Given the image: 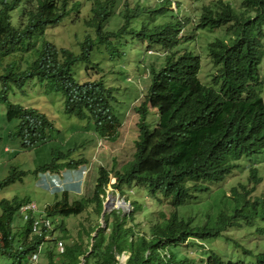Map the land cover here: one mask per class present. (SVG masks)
Returning <instances> with one entry per match:
<instances>
[{
    "label": "trees",
    "instance_id": "16d2710c",
    "mask_svg": "<svg viewBox=\"0 0 264 264\" xmlns=\"http://www.w3.org/2000/svg\"><path fill=\"white\" fill-rule=\"evenodd\" d=\"M237 1L240 3L214 0L203 5L197 22L169 16L165 23L157 24V16H167L171 0H158L155 9H143L139 2L131 7L129 0H87L84 6L90 5V16L86 24L95 28L98 36L96 42L89 39L75 53L57 49L46 37L49 28L83 10L78 0H0V104L6 107L9 128L4 136L14 148L1 152L8 164L17 163L20 151L38 158L39 148L50 142L60 144L55 124L47 115L9 99L14 88L37 79L45 85L47 94L63 96L67 115L90 120L97 139L114 141L123 126L119 87L115 86L121 76L115 71L126 56L123 47L128 42L113 38L133 35L140 44L147 43L150 52L157 48L156 52L163 56L160 66L150 63L148 76L141 80L146 94L136 109L139 120L133 132L136 137L132 160L119 166L120 161L108 153L102 158L105 148L97 146L102 151L93 190L82 200H72L64 191L42 213L33 215L35 219L44 216L53 224L50 229L42 228L43 236L33 231V220L24 219L20 213L21 205L29 198L0 199V264H30L34 253L39 264H59L57 260L62 261L60 264H264V249L253 251L239 243L252 259L239 263L230 257V246L225 241V232L232 228H244L251 237L264 236V199L259 200L264 195V175L259 167L243 171L252 187L238 182L226 193L223 187L213 192L210 185L222 186L224 183H219L241 173L238 168L242 160L264 155V99L258 92L262 87L260 69L264 57V0ZM122 2L125 24L116 34L104 32L103 26H109L114 8ZM143 13L147 18L133 29L132 19ZM190 25L197 31L224 28L228 35V39H216L208 45V56L216 68L212 84L201 81L200 56L179 49L186 39L182 34ZM95 46L106 48L111 72L81 83L74 71L77 73L82 67H77L79 63L90 64ZM142 64L140 61L139 66ZM89 69L84 72L89 74ZM95 70V74H100L98 67ZM150 104L156 108L152 107L160 128L158 147H163L154 155L153 148L148 153L149 140L156 131ZM74 136L79 139L77 133L69 138ZM69 141L64 139L63 144ZM81 147L75 141L71 150H52V159L35 167L33 174L38 178L42 174L58 176L88 166L83 155L77 159L73 156ZM116 156L121 162L126 158L122 152ZM27 174L16 166L4 168L0 162V192L21 182ZM110 177L116 178L111 187L130 200L131 210H112L101 226ZM134 188L153 201L156 198L155 219L148 218L150 214L144 213V205L136 196L127 195ZM202 194H206V199L199 205ZM193 204L199 206L191 207ZM89 207L97 216L95 223L83 227L78 239L72 234L68 238L70 231L64 218L79 216ZM142 215L148 219L147 232L141 225ZM58 220L61 224L57 225ZM83 234L87 241L82 239ZM204 246L212 248L207 254L197 253L202 259L190 255V249ZM126 252L129 256L122 263L120 259Z\"/></svg>",
    "mask_w": 264,
    "mask_h": 264
},
{
    "label": "rangeland",
    "instance_id": "374dc122",
    "mask_svg": "<svg viewBox=\"0 0 264 264\" xmlns=\"http://www.w3.org/2000/svg\"><path fill=\"white\" fill-rule=\"evenodd\" d=\"M85 1L87 0H78V2L81 4L82 8L79 14L72 13L70 16H68L62 23H59L56 25V27H51L47 31V40L50 44L55 46L57 49L66 48L74 51L75 53H79L82 49V44L89 39L96 42L97 40V31L95 28H91L87 26L86 20L88 21L90 16V5L85 7ZM131 2V6H134L137 1H139L142 5H149L153 6L155 5L157 8L158 2L157 0H129ZM214 0H203L201 2H194L193 0H171V6L170 9L167 11V16H157L155 19V22L157 24H163L167 20V17H177L180 16L182 19L189 18L190 21L197 22L199 15L201 14V8L203 5L211 4ZM235 1L238 4L240 3L237 0H229ZM84 6V7H83ZM241 7V6H239ZM124 7L117 6L115 8V11L118 12V15L113 13L112 17L108 21L109 26H103L104 32H113L117 33L120 27H122L125 24V20L123 18ZM147 9V8H144ZM123 11L122 15L120 13ZM147 18V15L143 13L140 16L134 17L131 21V26L133 29H137L139 26V23L144 21ZM195 20V21H194ZM186 39L183 40V44H180L179 49H187L191 52L196 53L201 58V81L204 84H212L213 81V75L215 74L216 68L213 66L209 56H208V45L209 43L215 41L216 39H223L224 37H227L228 35L225 32L224 28L219 29H205V30H199L194 31L193 26L190 25L187 30H185L182 34ZM120 39L123 42L127 41L126 46L123 47V50L125 51V57L123 60L118 63L120 64V68H117L115 73L118 77L117 80L119 81V84L115 85L116 87H119V90L117 91L118 96L120 97V101L122 103V108L124 107L125 111V120L124 124L120 131V136L116 138L114 141H109L107 139H104V151L101 155L102 148H98V139L96 137L95 131H94V125L93 123L86 119V120H79L73 116H69L64 111V98L60 93H50L47 94L45 92V85L40 84L37 79H31L28 81L24 86L21 88H14L12 92L9 93V99L13 103H18L25 107H33L38 109L40 112L47 115V117L54 122L55 128L58 131V143L50 142L46 146H43L42 148H39L37 151V155L34 156L33 153L32 156L29 153H24L20 151L19 157L16 156L17 163L14 164H8L7 161H4L6 156L2 155V151H10L14 148L12 147V142H10L5 136L4 133L7 129V120H6V107L3 104H0V162L1 165H4V168H8L11 165L16 166L18 171H26L29 174L24 176L22 178V181H18L15 185L12 187L1 191L0 192V199L7 198V199H14L17 198L18 200H22L25 198H29L32 202H36L38 206L43 209L46 205L53 203L57 198L61 197L62 193L67 191L64 187L61 189L58 188V191L54 194L56 187L51 186L47 180L49 178H45L44 176L36 177V175L33 174V170L35 167L44 164L45 162H48L52 159V150L60 148L61 151H67L71 150V145L74 146V142L77 141L79 143V146H82L79 150L73 153L74 158H80L81 155H83L86 159H88L89 164L93 163V166L91 168L90 173L88 174V180L94 188L96 184V180L98 178V167H99V161H101V158H98L99 155H101L102 158H104V155L109 151H112V155H114L118 150L122 151L127 155L128 158H131L133 156V153L135 151V144L134 139L136 137V134L133 133L135 128H137V114L135 110L142 104L144 95L146 92H144V88L141 85V80L145 79L148 76V69L151 62H157V67L160 66V63L162 62L163 56H161L162 53H158L157 48H154L156 51H151V53H148L149 45L147 43L140 44L137 38L133 35L130 36H118L113 38V40ZM228 39V37L226 38ZM185 40H188L187 42ZM160 50V49H159ZM140 61L143 63L139 66ZM80 67V69L77 70L78 76L76 71H74L75 76L77 80L81 79V83L85 80H97L98 78H101V75L107 73L110 74L111 72V63L109 62V56L106 52L105 47H98L95 46L94 49L91 52V60L90 64H83L79 63L77 67ZM139 66V67H138ZM99 68L100 74L96 73V68ZM86 68H90L89 70H92L89 72V74L85 73L84 70ZM95 74L96 76L93 77L92 75ZM207 76V79L209 82H205ZM80 79H79V78ZM261 78H262V91L261 95L264 98V59L261 66ZM130 106V107H129ZM129 107V108H128ZM155 106L153 104H150V114L155 118L154 114ZM121 108V107H120ZM127 108L130 109V113L127 115ZM156 110V109H155ZM127 115V116H126ZM155 122V120H154ZM14 124V123H13ZM154 129L157 130L159 127H157V122L154 125ZM57 131L53 132V134H57ZM77 133L79 136V139L77 137L69 138L70 135ZM57 135V136H58ZM3 136V138H2ZM158 136V133L154 131L152 138L149 142L150 150L154 147V150L152 151L153 155L158 153V148L155 147V141L156 137ZM2 138V139H1ZM64 139L70 140L67 144H63ZM72 142V144H71ZM100 144V142H99ZM28 156H26V155ZM15 158V157H14ZM19 159V160H18ZM36 161H35V160ZM98 161V162H97ZM102 164H105V160H102ZM94 163H97L95 165ZM251 166H258L260 174L264 175V155L260 157H256L254 159L249 160H242V165L240 168H238V171H240V174H235L234 176L227 179V181L222 186H213V192L217 191L220 187H223L225 192L229 193L231 185L236 186L238 182H241L247 187L250 185V182H247L244 184L245 181V175L246 172H248V167ZM246 170V172H243ZM21 173V172H20ZM7 175V174H6ZM5 175V176H6ZM4 176V177H5ZM75 175H72L74 177ZM78 178H80V174H76ZM69 181H74L69 179ZM115 180L111 179V183H113ZM61 183H64V181H61ZM257 185L256 190L258 189L259 185ZM59 187V184H58ZM111 187H108V192L115 197V201H121L122 197L118 193H112ZM260 190H258L259 192ZM132 192L136 197H141V202L145 205L144 211L146 213H149L150 215L148 218L150 220L155 219L157 206L154 204L157 203L156 198L150 200L149 196L145 193L140 196V191L136 188L133 189ZM128 192V193H129ZM85 193V189H84ZM204 196L199 198V202L201 205L204 201ZM85 196L82 193L77 192L74 193V195L70 194V198L72 200H82ZM264 198V196H262ZM149 202L150 209L146 206V203ZM199 205H194V207H197ZM148 209V210H147ZM147 210V211H146ZM152 210V211H151ZM195 210V208H194ZM183 212V210L181 211ZM187 212H191L190 210H187ZM137 216V214H136ZM194 217V215H191ZM142 220V227L144 228V231H148V223L147 218H145L143 215L140 217ZM66 227L69 229L70 234H68V238L70 235H74V239H78V233L83 230V227L88 228V225H91L92 221L97 220V216L93 213V208L89 207L86 212L82 213L79 216H70L64 218ZM18 222L20 224H23V222L18 219ZM95 223V222H94ZM61 224V221L58 220L57 225ZM196 225V224H195ZM136 231H139L138 228H136ZM249 232L245 230L244 228H232L225 232V241H228L229 243V254L230 257L239 263H245V262H251L252 259L250 256L245 254L243 252V249L240 248V244L244 248H253V251L256 250H263L264 247H262V244H264V236H260L256 234V236H250L248 235ZM95 235V233L93 234ZM247 235V236H246ZM82 239L87 241V237L85 234L82 235ZM68 240V239H67ZM235 242L238 243L236 246ZM240 243V244H239ZM60 250L61 246L60 244ZM234 248V250L232 248ZM212 247L210 246H204V248L199 249H190V255L194 254L196 255V259H202V256L199 253L201 252H209ZM239 248V249H237ZM242 251H239V250ZM62 252V251H61ZM185 252V251H183ZM129 256V253H124V256H122L121 262L125 263V259H127ZM207 258V256H205ZM32 258V256H31ZM47 262V261H46ZM57 263H62L61 260H57ZM37 264V262L35 263ZM39 264V263H38ZM250 264V263H247Z\"/></svg>",
    "mask_w": 264,
    "mask_h": 264
},
{
    "label": "clouds",
    "instance_id": "9594fccd",
    "mask_svg": "<svg viewBox=\"0 0 264 264\" xmlns=\"http://www.w3.org/2000/svg\"><path fill=\"white\" fill-rule=\"evenodd\" d=\"M123 2H125V1H123ZM123 2L122 3H120V4H117L116 5V7L117 6H121L122 4H123ZM137 2H139V1H137ZM136 2V3H137ZM157 2H158V0H157ZM135 3V4H136ZM140 3V2H139ZM135 6V5H134ZM134 6H131V7H134ZM140 6L144 9V8H151V9H155V5H153V6H149V5H142L141 3H140ZM172 7V6H171ZM123 11H124V9H123ZM123 11L120 13V15H122V13H123ZM114 13L115 14H117L118 15V12H116L115 11V8H114ZM180 17V16H179ZM181 18V17H180ZM194 31H197V30H194ZM199 31V30H198ZM145 44V43H144ZM148 52H150V50L148 51ZM151 53V52H150ZM162 56V55H161ZM263 59H264V57H263ZM162 61H163V58H162ZM262 62H263V60H262ZM160 65H161V63H160ZM260 74H261V69H260ZM261 85H262V78H261ZM261 91H262V87L258 90V92L261 94ZM146 94V93H145ZM145 96V95H144ZM143 96V97H144ZM262 96V95H261ZM263 98V97H262ZM264 99V98H263ZM130 107V106H129ZM128 107V108H129ZM128 108H127V115L130 113V109L128 110ZM156 109V108H155ZM149 110H150V108H149ZM154 110V109H153ZM123 111H125V109H124V107L122 108L121 107V110H120V117L122 118V120H123V124H124V120H125V113H123ZM155 111V110H154ZM135 112H136V114H137V119L139 120V114H138V112H137V110H135ZM126 115V116H127ZM151 115V114H150ZM152 116V115H151ZM153 126H154V124L157 122L156 120H155V118L153 117ZM151 120V121H152ZM154 120H155V122H154ZM157 127H159L158 126V122H157ZM122 128V127H121ZM155 130V129H154ZM156 133H158V136L156 137V141H155V147H157L158 148V150L160 151L163 147H158L159 146V144L157 143V139H158V137H159V132H160V128L159 129H157L156 131H155ZM152 138V137H151ZM151 138H150V140H151ZM104 139H106V138H99L98 139V146L99 147H104V144H103V142H104ZM150 140H149V142H150ZM99 142H100V144H99ZM134 144H135V142H134ZM105 148V147H104ZM153 150H154V147H153ZM158 151V152H159ZM117 152H122V151H120V150H118ZM117 152L114 154V155H112V151H110V153H109V151L107 152L111 157H115L116 159H118L120 162L118 163L119 164V166H122L123 164H125L126 162H128V161H130V160H132L133 159V157H134V153H135V151H134V153H133V156L131 157V158H128L127 157V155H126V158L121 162V160H120V158H118L117 156H116V154H117ZM151 152V150H150V145L148 144V153H150ZM123 153V152H122ZM111 157L109 158V159H107L106 160V162H108V161H110L111 160ZM92 166H93V163H90L88 166L87 165H84V166H82L81 168H79V169H77V170H71V171H67V172H63L62 174H60V175H58V176H56V175H53V174H42L41 176H44L46 179L47 178H49V180H47L48 181V183L51 185V186H55L56 187V190H55V192H53L52 194H54V193H56L57 191H58V188L59 189H61L62 187H64L68 192H69V194H72V195H74V193H76L77 194V192H79V193H82L83 192V195L84 196H86V195H88V191L90 190H93V188H92V186H91V184H90V182H89V180H88V174L90 173V171H91V168H92ZM76 174H80V180L78 181V183L77 184H74L73 185V187H71V188H69V187H66V185H67V182H66V180H67V178L65 179V177L67 176V175H69V176H72V175H76ZM40 176V177H41ZM230 178V177H229ZM85 179V180H84ZM111 179H114L115 181L113 182V183H111ZM61 181H64V183H61ZM227 180H225L224 182H222V183H219V184H223V183H225ZM80 182H82V183H80ZM116 182V178H114V177H110V184H109V187H111V185L112 184H114ZM247 182H250L248 179H246L245 178V181H244V183H247ZM58 184H59V187H58ZM211 185V189L213 190V186H217V185H215V184H210ZM68 186V185H67ZM219 186H221V185H219ZM248 187H252V183H250V185L248 186ZM84 189H85V193H84ZM111 189H112V193H117L116 191H114L113 190V188L111 187ZM219 189H223L222 187H220ZM65 191V190H64ZM129 191H131V190H129ZM128 191V192H129ZM225 191V190H224ZM127 192V195H130L129 193H132V192H129L128 193ZM119 194V193H118ZM143 194H145V193H140V196L141 195H143ZM132 195H134L133 193H132ZM202 195H206V194H202ZM202 195H200L199 196V198L200 197H202ZM135 196V195H134ZM264 196V195H263ZM122 197V196H121ZM135 198H137L138 199V197H135ZM199 198H198V200H199ZM204 198V201L203 202H205V199H206V196H204L203 197ZM139 199H141V197H139ZM138 199V200H139ZM149 199L150 200H152V198L151 197H149ZM261 199H264V198H260L259 200H261ZM31 200H29L28 202H30ZM140 202H141V200H139ZM107 202H110V204H109V206H108V209H107V211H106V213L104 214V216H103V220H104V217H105V215L106 214H108V213H110L112 210H114V209H122L123 211H126V212H129L130 210H131V203H130V200H126L125 199V197H122V200L121 201H115V197L113 196V195H111L110 193H108V195H107V197H106V199H105V201H104V203H103V211H104V204L105 203H107ZM199 202V201H198ZM26 203V202H25ZM36 203V202H35ZM142 203V202H141ZM148 203L149 202H147L146 203V206L150 209V207H149V205H148ZM200 203V202H199ZM37 204V203H36ZM143 204V203H142ZM155 204V203H154ZM38 205V204H37ZM144 205V204H143ZM194 205L195 204H193V205H191V207H194ZM145 206V205H144ZM39 207V206H38ZM145 208V207H144ZM39 209L40 210H44V208L43 209H41L40 207H39ZM148 210V209H147ZM146 210V211H147ZM103 211H102V213H103ZM144 211V210H143ZM152 211V210H151ZM144 213H146L145 211H144ZM146 214H149V213H146ZM100 222H101V226H104L105 225V223H104V221L102 222V214H101V217H100ZM253 236H256V234L255 235H253Z\"/></svg>",
    "mask_w": 264,
    "mask_h": 264
},
{
    "label": "built area",
    "instance_id": "2783aa9c",
    "mask_svg": "<svg viewBox=\"0 0 264 264\" xmlns=\"http://www.w3.org/2000/svg\"><path fill=\"white\" fill-rule=\"evenodd\" d=\"M35 212H43L39 209L38 205L35 202H26L20 207V213L21 215H24V219L33 220V231L37 232L38 235L43 236L42 228L44 227L50 229L53 224L49 219L45 218L44 216H39L37 219L32 218ZM31 259L32 262L30 264H35L36 262L38 264L37 255L35 253L32 255Z\"/></svg>",
    "mask_w": 264,
    "mask_h": 264
},
{
    "label": "crops",
    "instance_id": "0c3cea01",
    "mask_svg": "<svg viewBox=\"0 0 264 264\" xmlns=\"http://www.w3.org/2000/svg\"><path fill=\"white\" fill-rule=\"evenodd\" d=\"M66 178H67L66 182H67V185H68L69 188L73 187V185H74V184H77L78 181L80 180V178H78V176H76V175H75L74 177L67 175V176L65 177V179H66ZM69 179L74 180V181H73V182H72V181H69ZM84 180H85V179H84ZM80 183H82V182H80Z\"/></svg>",
    "mask_w": 264,
    "mask_h": 264
},
{
    "label": "water",
    "instance_id": "95a60500",
    "mask_svg": "<svg viewBox=\"0 0 264 264\" xmlns=\"http://www.w3.org/2000/svg\"><path fill=\"white\" fill-rule=\"evenodd\" d=\"M109 204H110V202H107V203L104 204V211H103V213H102V222L104 221V220H103V216H104V214L106 213Z\"/></svg>",
    "mask_w": 264,
    "mask_h": 264
}]
</instances>
